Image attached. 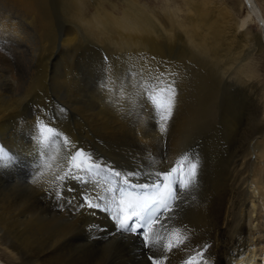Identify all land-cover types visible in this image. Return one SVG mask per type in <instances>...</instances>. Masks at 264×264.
<instances>
[{"label":"bare ground","instance_id":"1","mask_svg":"<svg viewBox=\"0 0 264 264\" xmlns=\"http://www.w3.org/2000/svg\"><path fill=\"white\" fill-rule=\"evenodd\" d=\"M57 1L0 0V146L15 157L0 166V264H150L138 236L111 234L107 213L77 208L91 185L68 180L71 199L53 196V172L77 150V163L87 167L91 156L103 169L94 176L101 190L106 180L119 183L108 169L138 171L142 184L144 174L195 154V186L150 233L163 245L185 238L161 264L193 256L264 264V17L256 0H224L216 14L207 0ZM149 70L174 80L164 133L131 86ZM128 71L132 81L117 79ZM45 117L69 141H57L51 158L33 138Z\"/></svg>","mask_w":264,"mask_h":264},{"label":"snow or ice","instance_id":"2","mask_svg":"<svg viewBox=\"0 0 264 264\" xmlns=\"http://www.w3.org/2000/svg\"><path fill=\"white\" fill-rule=\"evenodd\" d=\"M105 60H107L106 57ZM136 76L139 77V80L137 84L131 86L136 88L138 85L139 92L137 95L141 98L142 103L147 102L157 113L159 130L164 133L175 106L174 80L169 82L165 80L163 75L153 76L150 70L147 74L137 71ZM117 79H126L130 82L133 79V74L128 71L126 74L122 73ZM57 111L62 113L63 109L58 108ZM52 123V119L48 117L38 119L33 137L37 147L44 149L41 154L49 155V157L52 147L57 141L63 145L69 143L68 138L62 137V134L52 126ZM80 156H84V153L79 150L70 154L67 158L68 166L66 168L58 166V171L52 174L51 191L58 201L70 200L71 198L65 197L63 192L75 191V189L66 186L68 180L74 179L85 186L91 185L94 194H90L82 188L81 203L77 205V208L91 209L93 216L97 210L107 213L115 229V232L111 234L138 236L150 264H161V257L167 258L166 252L171 251L173 247L185 245V238L179 237L175 244L169 242L167 245H163L159 236L153 238L150 233L153 232L154 225L163 227L161 218L170 219L171 216L166 214L172 213L174 207H179L177 203L180 199L178 193L183 190L190 191L195 186L198 168V163L195 162L198 157L195 154L185 153L173 162L172 167L163 171L144 174L143 178L148 179L149 182L142 184L134 183V181L142 178L138 171L122 173L115 169H108L105 176L115 177L119 183H115L111 179L106 180L107 186L102 190L100 181L95 180L94 176L103 169L95 164V160L91 156L86 158L92 161L89 166L85 167L83 162L77 163V157ZM14 160L15 157L3 146H0V166L11 164ZM185 168H187L186 172ZM81 172L88 176L87 180L80 175ZM36 182V180L33 181V183ZM135 189H139V192H136ZM90 228L95 231L102 230L98 224L91 225ZM171 231L179 232L178 229ZM206 249L207 245L201 249L198 255L203 256ZM208 259L210 256L204 257L202 261H197L196 256H193L187 264H207Z\"/></svg>","mask_w":264,"mask_h":264},{"label":"rangeland","instance_id":"3","mask_svg":"<svg viewBox=\"0 0 264 264\" xmlns=\"http://www.w3.org/2000/svg\"><path fill=\"white\" fill-rule=\"evenodd\" d=\"M57 1V0H56ZM142 1H144V2H148V3H151V5H157V6H160L161 5V3L164 1V0H142ZM165 1H169V2H172L173 4L174 3H176V4H181L182 5V3H183V0H165ZM245 1V0H244ZM58 2V1H57ZM195 2L198 4L199 2L201 3H203V0H195ZM223 2H224V0H207V6L208 7H210V6H213V8H215V14H216V12H217V8H218V6H220L221 7V9H222V5H223ZM60 3H61V0H60ZM201 3V4H202ZM210 3V4H209ZM215 6H214V5ZM200 5V4H199ZM256 5H257V8H258V10L262 13V15H263V17H264V10H263V8H262V6H260V4H259V2L256 0ZM55 6V5H54ZM56 6H58V7H56ZM55 7H54V12H58L59 11V8H60V5H59V3L56 5ZM247 6V5H246ZM217 7V8H216ZM260 12H259V14H260ZM219 14V13H218ZM261 15V14H260ZM254 16V15H253ZM255 23L256 24H258L256 21H255ZM263 24H264V21H263ZM259 25L261 26V23L260 24H258L257 26H258V30L260 31V27H259ZM69 25H67L66 27H68ZM257 26L255 25L253 28L255 29V28H257ZM262 30V29H261ZM263 34H264V32H263ZM263 40H264V37H263ZM94 48H96L97 49V47L96 46H94ZM100 50H103L102 48H100ZM101 52H103V51H101ZM104 53V52H103ZM253 113H251V116H255V113H254V111H252ZM252 127H254L255 128V126L254 125H252Z\"/></svg>","mask_w":264,"mask_h":264},{"label":"water","instance_id":"4","mask_svg":"<svg viewBox=\"0 0 264 264\" xmlns=\"http://www.w3.org/2000/svg\"><path fill=\"white\" fill-rule=\"evenodd\" d=\"M263 32H264V28H263Z\"/></svg>","mask_w":264,"mask_h":264}]
</instances>
